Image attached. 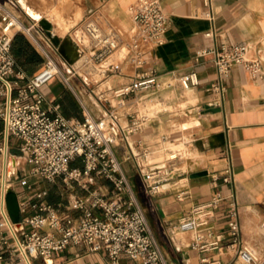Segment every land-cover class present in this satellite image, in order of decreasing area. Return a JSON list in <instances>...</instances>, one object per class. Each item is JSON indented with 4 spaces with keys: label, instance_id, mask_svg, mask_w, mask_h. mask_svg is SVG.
<instances>
[{
    "label": "crops",
    "instance_id": "crops-1",
    "mask_svg": "<svg viewBox=\"0 0 264 264\" xmlns=\"http://www.w3.org/2000/svg\"><path fill=\"white\" fill-rule=\"evenodd\" d=\"M9 1L20 9V14L25 13L22 22L27 26L34 25L39 32L35 35L39 44L49 54L48 38L38 23L26 14L22 4L47 18L55 34L62 40L70 39L76 49L78 43L86 42L82 28L88 19L122 38L125 45L104 64V68L116 67V73L96 72L91 78L94 87L88 92L87 99L85 86L91 81L88 76L84 74L81 78L82 86H70L63 78V82H55L54 77L41 88L44 106H54L70 120H81L88 114L93 118L113 114L122 127L132 118H147L141 131L126 136L114 147V152L146 215L152 239L167 261L170 264H204L202 260L205 259L238 264L234 253L225 248L230 199L236 202L242 245L245 246L248 238L251 242L261 240L263 243L257 256L264 260V237L259 232V225H264V0H209V4L208 0H160L167 17V29L162 44L140 45L144 60L141 68L130 61V50L126 46L137 31L128 9L138 0ZM67 24L70 26L68 31L63 36L58 35ZM207 32H211L210 38L205 36ZM17 34L22 35L42 58L31 71H23L30 78L43 68L45 58L30 37ZM245 43L255 46L262 61V75L253 79L241 67L232 68L222 102L216 106L213 103L215 97L209 91L215 69L208 61L195 64L194 54L212 44ZM73 67H78V63ZM73 67L68 65V74ZM191 71L197 73L199 85L182 91L177 79ZM140 73L155 75L161 83L160 89L139 92L123 102L112 97L113 89L129 83ZM162 137L166 138L163 143ZM166 144L171 147L167 148ZM146 151L150 153L145 158ZM159 152L164 153L162 160H156ZM128 154L131 156L126 160ZM148 163L165 166L171 177L163 185L164 190L153 196L145 191L142 182ZM225 168L231 169L233 182L224 184L219 180L217 188L213 189L210 174H220ZM199 172H206V175L193 177ZM90 187V191L112 194L111 184L102 178ZM214 191H219L224 200L207 225L195 233H170V226L177 224L191 208L207 201ZM180 192L185 195L180 196ZM73 196L58 204L60 212L79 214L68 210ZM40 203L29 197V213H38ZM42 232L53 233L49 228ZM196 233H212L209 241L218 240L219 248L204 252L191 249ZM177 234L183 236L178 238ZM16 263L17 258L8 254L0 260V264ZM33 263L111 264L104 251L90 253L80 246H69L46 261L36 258ZM118 264L142 263L121 256Z\"/></svg>",
    "mask_w": 264,
    "mask_h": 264
},
{
    "label": "built area",
    "instance_id": "built-area-1",
    "mask_svg": "<svg viewBox=\"0 0 264 264\" xmlns=\"http://www.w3.org/2000/svg\"><path fill=\"white\" fill-rule=\"evenodd\" d=\"M128 13L137 31L126 46L130 50V61L141 68L144 60L140 45L162 44L167 17L160 0H138L129 7ZM82 29L86 42L77 44V61L80 60L84 66L92 65V70L97 73L115 74L116 67L109 65L104 68V64L125 45L122 38L91 19L83 23ZM17 33L30 37L45 58L43 68L30 78L16 69L11 54V43ZM38 34L34 25L27 26L20 20L13 2L0 1V136L5 142L6 152L10 141L27 162L31 175L48 181L59 179L66 185L76 184L87 195L72 197L68 210L79 212L72 215L60 212L59 205L48 204L45 201L47 192L39 191L33 196L41 202L38 213L31 214L27 206L29 198H20V193H17L21 219L16 227L7 213L6 190L0 187V260L8 254L17 258L16 264H34L36 258L46 261L69 246H80L90 253L104 251L111 264H118L121 256L142 264H170L154 243L146 215L114 152V147L126 136L141 131L147 118H132L127 126L122 127L113 114H104L99 118L88 114L81 120H70L54 106H44L42 86L61 73L56 60L39 44L35 36ZM205 36L210 38L212 34L207 32ZM193 61L195 64L208 61L215 69V79L209 91L215 97L213 103L216 106L222 102L232 68L241 67L253 79L262 75V61L251 43L202 47L195 52ZM71 70L74 69L68 72ZM177 81L182 91L199 85L195 71L179 76ZM160 87L161 83L155 75L140 73L129 83L113 89L112 97L123 102L139 92L159 90ZM165 141L166 138L162 137L161 142ZM149 153L146 151L144 157ZM130 156L126 155V160ZM147 166L142 176L143 188L153 196L164 190L163 185L171 177L165 166L149 163ZM14 169L12 175L17 173V166ZM99 178L111 184L112 194L89 190ZM219 180L231 184V169L210 174L213 189L217 188ZM184 195L180 192V196ZM223 200L222 194L214 191L207 201L191 208L177 224L170 226V233L197 232L207 225ZM227 208L228 242L225 248L232 251L241 264H264L255 252L242 245L236 202L230 199ZM44 228L53 233L42 232ZM212 236V233H196L190 248L202 252L218 249V240L209 241ZM202 261L204 264H222L220 260Z\"/></svg>",
    "mask_w": 264,
    "mask_h": 264
},
{
    "label": "rangeland",
    "instance_id": "rangeland-1",
    "mask_svg": "<svg viewBox=\"0 0 264 264\" xmlns=\"http://www.w3.org/2000/svg\"><path fill=\"white\" fill-rule=\"evenodd\" d=\"M19 10H20L19 8L16 9V14L21 15L20 20L23 21V19L26 18L25 17L26 15L24 12H23V15L20 14ZM69 27H70L69 24H67L64 27V30L62 31V33H59L58 35L63 36L68 31ZM59 38L61 39V37ZM49 49L51 53L50 55L55 58L58 69L61 73V75L59 74L56 76V78L54 79L55 82H63L62 80V76H63V78L66 80V83L68 85L74 86L76 84L78 86H82L83 83L81 81L82 80L81 78L84 76V74H87L88 78L91 79L93 75L96 73L95 71L92 70V65L84 66L81 62L79 67H76V68L73 67L74 70H71V72L68 74L67 73L68 65L65 64V62L56 52V49L54 48L52 44L50 45ZM85 87L87 90V94L85 95V98L87 99L88 92H90V89L94 87L93 79H91V81L88 82V86H85ZM1 128L2 127L0 124V132H1ZM4 144L5 142L0 136V184L2 181V168H3V162H2L3 153L1 149L4 147ZM8 146H9L8 153H7L8 157L9 158H13V156L15 157L13 158L14 160L12 162V172L15 170L14 167L17 166V173L15 175H12V174L10 175L8 179V184L12 190L18 191L21 197L34 198L33 196H35V194H37L39 191L45 190L48 192L49 189H52V190L58 189L61 193V198H62L61 203H62L64 201H69L72 195L74 196L75 195H80V196L87 195V192L83 190L80 186H77L76 184L71 183V184L66 185L63 182H61L59 179H56L54 181H48L45 179H41L37 176L31 175L30 167L28 166L27 162L23 159V157H21L19 153H17L16 149L13 147L10 141L8 143ZM166 147L170 148L171 146L170 144H166ZM163 158H164V153L159 152L156 160H162ZM23 181L26 182L25 185L22 184ZM89 190H91V187H89ZM27 206L30 207V205H27ZM248 228H250V226H248ZM259 232H260V235L262 234V236L264 237V225L263 226L259 225ZM176 236L179 238L183 235L177 234ZM245 241H246V244L244 247H246L252 252H255L256 255H258L259 254L258 249L262 247L263 242L261 240L257 242H254V241L251 242L249 238L246 239ZM238 264H241L239 260H238Z\"/></svg>",
    "mask_w": 264,
    "mask_h": 264
},
{
    "label": "water",
    "instance_id": "water-1",
    "mask_svg": "<svg viewBox=\"0 0 264 264\" xmlns=\"http://www.w3.org/2000/svg\"><path fill=\"white\" fill-rule=\"evenodd\" d=\"M35 21L38 23L39 27L42 29L50 43L54 46L57 53L67 62L68 65H73L78 60L79 55L72 41L68 38L62 40L54 35L52 32V26L47 20L39 18ZM203 175H206V172L196 173L193 175V177H199ZM5 204L11 223L18 227L21 219L19 201L17 193L11 188L6 190Z\"/></svg>",
    "mask_w": 264,
    "mask_h": 264
},
{
    "label": "trees",
    "instance_id": "trees-1",
    "mask_svg": "<svg viewBox=\"0 0 264 264\" xmlns=\"http://www.w3.org/2000/svg\"><path fill=\"white\" fill-rule=\"evenodd\" d=\"M11 54L16 63V69L29 72L42 62L39 54L30 46L27 40L20 34L13 37L11 43ZM47 192V191H46ZM61 193L58 189H49L45 201L53 206L61 203Z\"/></svg>",
    "mask_w": 264,
    "mask_h": 264
},
{
    "label": "bare ground",
    "instance_id": "bare-ground-1",
    "mask_svg": "<svg viewBox=\"0 0 264 264\" xmlns=\"http://www.w3.org/2000/svg\"><path fill=\"white\" fill-rule=\"evenodd\" d=\"M22 6L25 9L26 14L29 15L30 17H32L33 19L38 20L39 18H43V19H45V20H47L49 22V20L47 18L41 17L40 15L32 12L31 10H29L28 8H26L24 6V4H22ZM52 32H53L54 35H56L55 32H54V30H53V28H52ZM76 62L78 63V67H79L81 61L79 60V61H76ZM13 160H14L13 158H9L8 157L7 152H6V149L4 147V149H3V158H2V162H3L2 181H1V184H0V187H2V190L3 191H5L8 188H10V186L8 184V179H9L10 175L12 174V162H13Z\"/></svg>",
    "mask_w": 264,
    "mask_h": 264
}]
</instances>
